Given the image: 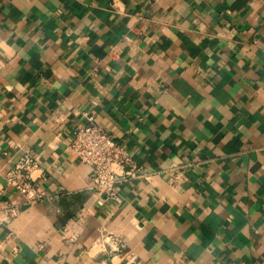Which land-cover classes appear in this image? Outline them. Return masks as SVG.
<instances>
[{
    "label": "crops",
    "instance_id": "obj_1",
    "mask_svg": "<svg viewBox=\"0 0 264 264\" xmlns=\"http://www.w3.org/2000/svg\"><path fill=\"white\" fill-rule=\"evenodd\" d=\"M86 112L142 166L114 199ZM0 145V198L24 153L50 195L0 264H264V0H0Z\"/></svg>",
    "mask_w": 264,
    "mask_h": 264
},
{
    "label": "built area",
    "instance_id": "obj_2",
    "mask_svg": "<svg viewBox=\"0 0 264 264\" xmlns=\"http://www.w3.org/2000/svg\"><path fill=\"white\" fill-rule=\"evenodd\" d=\"M115 47L111 51L116 50ZM97 70V65L89 69L91 73ZM86 113L89 120L75 128L70 146L79 159L90 166L91 187L102 192L103 199H114L119 194L121 182L143 174L142 166L129 149L95 119L94 114ZM0 151L8 153L1 145ZM39 168L38 160L31 153H24L6 171V184L20 192L24 200L0 198V214L4 220L18 215L23 203L33 204L50 197L45 189L36 185L35 170Z\"/></svg>",
    "mask_w": 264,
    "mask_h": 264
}]
</instances>
